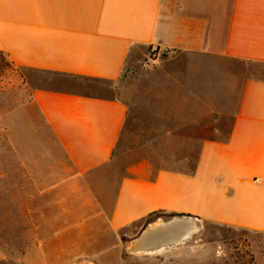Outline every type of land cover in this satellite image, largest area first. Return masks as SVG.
Segmentation results:
<instances>
[{"label": "crops", "instance_id": "1", "mask_svg": "<svg viewBox=\"0 0 264 264\" xmlns=\"http://www.w3.org/2000/svg\"><path fill=\"white\" fill-rule=\"evenodd\" d=\"M0 53L46 76L26 83L69 165L67 215L87 205L84 216L107 218L112 233H138L131 247L176 219L198 229L186 241L206 223L264 233V0H0ZM146 58L155 96L157 73L169 79L162 103L184 106L158 135L198 138L196 164L182 172L133 162L106 203L92 183L114 163L130 122L124 76ZM73 231L84 233L83 222L58 233ZM154 244L150 253L171 246Z\"/></svg>", "mask_w": 264, "mask_h": 264}, {"label": "rangeland", "instance_id": "2", "mask_svg": "<svg viewBox=\"0 0 264 264\" xmlns=\"http://www.w3.org/2000/svg\"><path fill=\"white\" fill-rule=\"evenodd\" d=\"M153 54L149 52L150 57ZM186 59L180 57L178 62L183 64ZM153 71V63L146 58L142 66L124 76L130 122L114 163L92 183V190L99 189L106 203L133 162L143 160L156 170L182 172L192 171L196 164L198 138L158 135L164 131L161 124L176 118L173 110L184 106L162 103L171 96L169 79L157 73L155 96ZM27 78L40 80L46 76L17 67L0 55V264H56L58 258L71 254L80 259L114 260L106 264H264V233L206 223L190 241L156 253H137L130 241L138 233H112L107 218L96 221L84 216L89 206H84L83 213L67 215L65 210L73 209L72 202L62 200L72 193V188L64 184L71 175L69 165L38 108L30 105ZM82 222V234L58 233ZM92 242L103 245L89 248Z\"/></svg>", "mask_w": 264, "mask_h": 264}, {"label": "bare ground", "instance_id": "3", "mask_svg": "<svg viewBox=\"0 0 264 264\" xmlns=\"http://www.w3.org/2000/svg\"><path fill=\"white\" fill-rule=\"evenodd\" d=\"M155 228L156 231H151V233L145 234L144 236H141L139 240L135 241L132 249L139 253H150L152 252V246L155 245L154 243H156V246L158 244H164L166 246H172L177 243L183 244L184 241H186L185 238L189 239L195 234L196 230H198L195 226L193 227L189 221H181L178 219L169 224H165L161 221Z\"/></svg>", "mask_w": 264, "mask_h": 264}, {"label": "trees", "instance_id": "4", "mask_svg": "<svg viewBox=\"0 0 264 264\" xmlns=\"http://www.w3.org/2000/svg\"><path fill=\"white\" fill-rule=\"evenodd\" d=\"M0 55H3L2 53H0Z\"/></svg>", "mask_w": 264, "mask_h": 264}]
</instances>
